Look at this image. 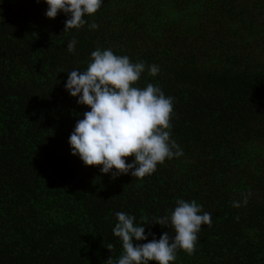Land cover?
Masks as SVG:
<instances>
[{"label":"trees","instance_id":"16d2710c","mask_svg":"<svg viewBox=\"0 0 264 264\" xmlns=\"http://www.w3.org/2000/svg\"><path fill=\"white\" fill-rule=\"evenodd\" d=\"M47 8L0 0V264H105L122 252L117 212L150 224L181 199L212 223L172 264H264V0H103L68 32V17L47 18ZM98 48L158 65L135 86L173 98L183 155L142 179H113L71 154L90 109L66 91L68 72L86 70ZM141 226L148 239L137 243L175 235Z\"/></svg>","mask_w":264,"mask_h":264},{"label":"clouds","instance_id":"9594fccd","mask_svg":"<svg viewBox=\"0 0 264 264\" xmlns=\"http://www.w3.org/2000/svg\"><path fill=\"white\" fill-rule=\"evenodd\" d=\"M43 2L48 6L47 18L55 19L60 12L68 17L63 30L68 32L83 27L84 17L95 14L103 0ZM89 27L96 29L98 25L92 23ZM76 43L75 39L67 43L69 53L75 51ZM146 70L152 77L160 71L158 65L133 63L126 55L98 48L91 53L86 70L68 72L66 91L77 98L79 105L90 109L83 113V119L77 120L68 140L71 154L86 167H100L103 174L111 173L113 179L127 174L142 179L166 159L183 155L171 139L173 98L166 97L152 83L144 88L135 86ZM129 157H134L132 163L126 162ZM233 206L241 205L233 202ZM201 212L202 206L196 201L178 200L170 215L141 224L170 226L175 235L170 237L165 231L158 240L153 236L147 243H137L148 239L145 227L134 224V216L117 212L112 232L122 242V252L115 259L111 255L105 264H172L178 251L193 254L201 226L212 223L211 214ZM114 247L112 243L107 245L111 253Z\"/></svg>","mask_w":264,"mask_h":264}]
</instances>
